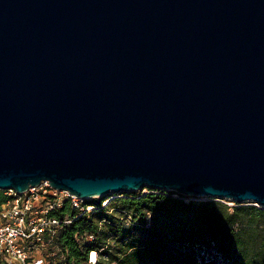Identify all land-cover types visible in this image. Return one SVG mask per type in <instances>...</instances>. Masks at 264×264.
<instances>
[{"label":"water","instance_id":"water-1","mask_svg":"<svg viewBox=\"0 0 264 264\" xmlns=\"http://www.w3.org/2000/svg\"><path fill=\"white\" fill-rule=\"evenodd\" d=\"M43 182L264 208V0H0V191Z\"/></svg>","mask_w":264,"mask_h":264},{"label":"trees","instance_id":"trees-1","mask_svg":"<svg viewBox=\"0 0 264 264\" xmlns=\"http://www.w3.org/2000/svg\"><path fill=\"white\" fill-rule=\"evenodd\" d=\"M145 191L124 194L105 208L101 200L86 201L99 208L79 218L68 204L52 213L75 218L56 237L67 264H87L92 250L97 264H264V208ZM7 199L0 191V205ZM83 234L94 241L79 244Z\"/></svg>","mask_w":264,"mask_h":264},{"label":"built area","instance_id":"built-area-1","mask_svg":"<svg viewBox=\"0 0 264 264\" xmlns=\"http://www.w3.org/2000/svg\"><path fill=\"white\" fill-rule=\"evenodd\" d=\"M7 200L0 205V264H67L66 256L56 241L58 233L73 219L91 213L99 207L86 204L67 191L52 188L47 182L29 187L22 193L5 190ZM64 204L77 212L75 218H57ZM108 202H102L105 208ZM129 222V218H127ZM92 234L77 236L76 240L94 241ZM98 263V252L90 251L87 264Z\"/></svg>","mask_w":264,"mask_h":264},{"label":"rangeland","instance_id":"rangeland-1","mask_svg":"<svg viewBox=\"0 0 264 264\" xmlns=\"http://www.w3.org/2000/svg\"><path fill=\"white\" fill-rule=\"evenodd\" d=\"M144 192L145 189L143 190ZM124 194H129V193H124ZM124 194H115V193H111L109 194L108 196L106 197H101V198H95V199H91V200H94V201H102V202H110L111 200L115 199V198H121L122 196H124ZM191 199L192 201H205V200H209V198H196V197H191V198H187V200ZM91 200H88V201H91ZM212 200H215L221 204H226L227 206L229 207H232L235 205V202H232V201H229V200H217V199H212ZM243 204H246V205H253V206H256L254 203H250V202H247V203H243ZM258 208H261L259 206H256Z\"/></svg>","mask_w":264,"mask_h":264}]
</instances>
